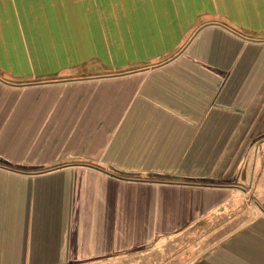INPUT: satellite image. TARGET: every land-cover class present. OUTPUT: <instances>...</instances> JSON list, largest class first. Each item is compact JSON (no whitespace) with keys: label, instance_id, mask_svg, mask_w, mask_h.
I'll return each mask as SVG.
<instances>
[{"label":"crops","instance_id":"1","mask_svg":"<svg viewBox=\"0 0 264 264\" xmlns=\"http://www.w3.org/2000/svg\"><path fill=\"white\" fill-rule=\"evenodd\" d=\"M0 264H264V0H0Z\"/></svg>","mask_w":264,"mask_h":264},{"label":"rangeland","instance_id":"2","mask_svg":"<svg viewBox=\"0 0 264 264\" xmlns=\"http://www.w3.org/2000/svg\"><path fill=\"white\" fill-rule=\"evenodd\" d=\"M258 182H260V180H258V179H256V180L253 179V180H252V187H253V188H252V189H253L252 192H254V186H256V185L258 184ZM256 199H257L256 196H254V195L252 194V200H253V201H256ZM258 203H260V202H258ZM255 204H256V202H255ZM256 210L258 211V213H259V211H261L260 208H257Z\"/></svg>","mask_w":264,"mask_h":264}]
</instances>
